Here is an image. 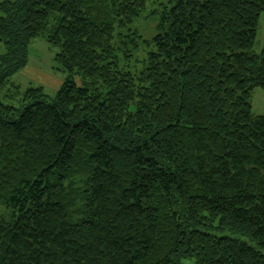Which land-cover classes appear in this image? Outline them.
<instances>
[{"label":"trees","instance_id":"obj_1","mask_svg":"<svg viewBox=\"0 0 264 264\" xmlns=\"http://www.w3.org/2000/svg\"><path fill=\"white\" fill-rule=\"evenodd\" d=\"M150 1L0 2V264H264V0Z\"/></svg>","mask_w":264,"mask_h":264},{"label":"rangeland","instance_id":"obj_2","mask_svg":"<svg viewBox=\"0 0 264 264\" xmlns=\"http://www.w3.org/2000/svg\"><path fill=\"white\" fill-rule=\"evenodd\" d=\"M166 2L167 0H159L158 3L164 4ZM146 3V10L134 20L132 25V28L137 30L143 39H149L151 34H153L155 17L152 15V11L157 8L156 3H152L150 0H147ZM263 45L264 12L259 15L253 50L259 52ZM143 51L144 48L138 49L135 55L138 61L142 60L144 56ZM3 52V46L0 44V54ZM56 53L57 49L50 46L44 38L33 39L28 46L26 66L14 74L10 78V81L19 85L21 91L29 87H42L46 95L53 97L65 79V73L60 70V66L54 61ZM133 65H136L137 68L140 67V64L137 63H132L131 67ZM75 81L78 83L79 80L76 79ZM250 104L253 114L264 115V92L260 88L252 90ZM2 208H0V214L3 211Z\"/></svg>","mask_w":264,"mask_h":264}]
</instances>
